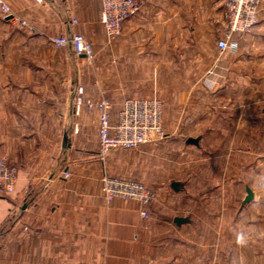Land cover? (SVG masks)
Returning a JSON list of instances; mask_svg holds the SVG:
<instances>
[{
    "label": "crops",
    "instance_id": "0c3cea01",
    "mask_svg": "<svg viewBox=\"0 0 264 264\" xmlns=\"http://www.w3.org/2000/svg\"><path fill=\"white\" fill-rule=\"evenodd\" d=\"M6 1L0 159L18 179L0 195V264H264V2L252 32L234 34L238 50L221 54L224 0H138L114 41L102 0ZM72 32L93 60L48 39ZM79 85L113 102V122L125 98L159 95L166 138L103 163L98 113L75 110ZM104 168L155 200L106 201Z\"/></svg>",
    "mask_w": 264,
    "mask_h": 264
},
{
    "label": "built area",
    "instance_id": "2783aa9c",
    "mask_svg": "<svg viewBox=\"0 0 264 264\" xmlns=\"http://www.w3.org/2000/svg\"><path fill=\"white\" fill-rule=\"evenodd\" d=\"M262 0H224L226 9L225 34L217 40L220 53L237 51L239 42L236 33H250L259 21ZM140 9L138 0H102L100 19L110 41L122 34L123 23ZM12 8L6 0H0V17L12 15ZM21 23L27 24L26 20ZM51 44L62 47L71 46L77 54L89 60L95 58L93 44L80 32L70 35L49 36ZM75 110L79 113L83 108L89 112L96 111L99 118V157L103 163L107 155L116 149L128 150L141 145L156 142L167 136L163 128V101L157 95L150 97H127L117 112V120L113 122V102L102 97L99 99L87 96L83 85L75 90ZM72 173L65 171V177ZM18 179V169L6 158L0 159V195L14 193ZM101 189L106 201L115 198L135 200L146 206L155 200V191L145 182L127 176L113 175L104 168L101 176ZM143 218L150 217V212L143 207ZM15 264V263H12Z\"/></svg>",
    "mask_w": 264,
    "mask_h": 264
},
{
    "label": "water",
    "instance_id": "95a60500",
    "mask_svg": "<svg viewBox=\"0 0 264 264\" xmlns=\"http://www.w3.org/2000/svg\"><path fill=\"white\" fill-rule=\"evenodd\" d=\"M66 141H67V136L65 135L64 143H66ZM187 142L198 144V142H199V137H189V138L187 139ZM180 185H181V182H178V181H174V182L172 183L173 188L176 189V190H179V186H180ZM253 197H254V192H253V190H252L250 187H247V195H246V197L244 198V200H243L242 203H243V204L247 203L248 201L252 200ZM175 221H176L177 223L180 224V223H182V222L189 221V218H188V217L177 216V217H175Z\"/></svg>",
    "mask_w": 264,
    "mask_h": 264
},
{
    "label": "rangeland",
    "instance_id": "374dc122",
    "mask_svg": "<svg viewBox=\"0 0 264 264\" xmlns=\"http://www.w3.org/2000/svg\"><path fill=\"white\" fill-rule=\"evenodd\" d=\"M263 2H264V0H262V3H261V6L263 5ZM159 96V95H158ZM160 97V96H159ZM166 138V137H165ZM148 144V143H147ZM116 150H120V149H116ZM122 151H127V150H122ZM129 151V150H128Z\"/></svg>",
    "mask_w": 264,
    "mask_h": 264
}]
</instances>
